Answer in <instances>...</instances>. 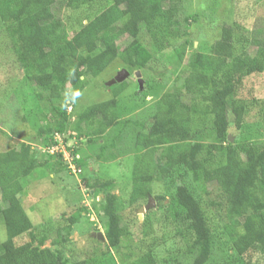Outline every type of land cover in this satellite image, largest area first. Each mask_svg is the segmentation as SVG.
Instances as JSON below:
<instances>
[{"label":"trees","instance_id":"1","mask_svg":"<svg viewBox=\"0 0 264 264\" xmlns=\"http://www.w3.org/2000/svg\"><path fill=\"white\" fill-rule=\"evenodd\" d=\"M183 1L127 0L124 12L115 0H64L63 6L71 10L100 6L97 13L81 23V41L75 43L61 19L60 0H0V21L7 49L18 62L24 79L34 78L35 85L47 92L52 103L49 119L53 124L40 131L43 145L56 144L54 133L64 135L72 123L77 136L64 137V142L77 139L79 146L72 153L79 155L82 147L92 146L90 157L79 155L74 159L80 171H92L84 165L88 159L106 162L131 156L130 204L151 195L163 200L164 196L152 194L151 184L170 178L175 166L182 167L179 177L188 174L200 186L214 183L225 206L224 230L233 254L240 257L256 243L264 248V139L236 144L228 140V130L230 123L241 127L252 104L249 97L240 93L244 79L252 74H261L264 79V43H250L254 54L246 50L235 53L232 28L223 23L209 51L191 49L186 53L190 15L181 16ZM142 29L158 47L171 43L178 59H185L183 67L188 77L182 88L197 92L207 99L206 104L193 106L183 101L178 87L159 95L150 109H142L135 116H122L117 102L127 85L122 80L111 86L112 97L81 107L77 114L73 106L68 114L66 108L73 101L66 103L70 98L64 95L66 84L76 85L82 76L95 77L113 61L121 62L130 73L149 68L151 53L137 37ZM85 85L83 82L78 87L83 89ZM211 114L217 142L204 144L195 138L192 124ZM204 147L207 154L222 151L223 162L208 166L201 156ZM37 153V148L25 142L0 151V218L6 232L5 240L0 242V264H103L104 255L100 253L71 260L64 255L65 249L43 246L44 237L34 235L33 223L21 203L10 201L20 194L39 165ZM46 154L48 158L62 157L59 152L56 156ZM61 163L68 168L65 160ZM89 180L82 178L84 188L94 196L102 194L95 203L103 221L105 241L117 248L122 238L130 234L121 223L117 196L108 190L109 180ZM169 185L166 183V187ZM169 205L179 208L175 228L191 256L190 264H205L211 253L213 232L204 208L184 186L170 196ZM75 219L70 216L62 227L65 237ZM60 231L58 228V236ZM24 233L30 239L15 243V238ZM155 259L152 248H147L134 256L123 255L122 264H155ZM168 264L182 263L175 259Z\"/></svg>","mask_w":264,"mask_h":264},{"label":"rangeland","instance_id":"2","mask_svg":"<svg viewBox=\"0 0 264 264\" xmlns=\"http://www.w3.org/2000/svg\"><path fill=\"white\" fill-rule=\"evenodd\" d=\"M115 1L125 12L127 0ZM59 4L61 19L65 23L70 40L73 43L81 41V23H85L88 17L97 13L100 6L93 4L87 8L71 10L63 6L64 0H60ZM180 14L190 15L187 30L191 45L187 46L186 53L191 49L209 51L223 23L232 28L235 53L246 50L254 54L255 49L249 46L250 43L253 40L264 43V0H184ZM2 29L0 21V151L18 147L21 142L28 143L38 150L36 158L39 165L27 178V184L20 194L10 201L21 203L33 223L34 235L37 238L44 237L43 246L65 249L64 255L71 260L100 253L104 255L103 264H122L123 255L130 253L134 256L152 248L156 258L155 264H168L175 259L182 264H190L191 256L186 252L185 242L175 228V215L179 208L169 205L170 196L183 190L184 186L204 208L212 227L214 244L211 243V253L205 264H264V248L258 243L243 256L235 257L230 238L224 230L225 206L220 190L214 183L200 186L188 174L179 177L183 172L180 166L173 167L170 178L164 182H152V194L164 196L163 200L154 199L151 195L145 200L130 204L128 200L132 188L133 164L131 156H122L106 162L88 159L84 165L89 166L92 171L88 173L85 169L84 172L82 168V172L74 173L61 163L63 160L67 165L71 162L72 155L65 146H79L77 139L69 138L66 145L62 143L58 149L54 148L57 150L53 154L56 156V153L61 151L62 157L48 158L43 152L46 145H43V132L40 131L53 124L49 119L52 103L47 92L41 91L35 85L34 78L24 79L18 62L7 49V39ZM137 37L151 53L149 68L138 69L142 80L141 89L138 88L134 71L129 72L123 79L127 85L118 96L120 114L135 116L142 109H150L153 101L163 92L178 87H181L183 92V101L193 106H204L207 99L200 97L197 92L182 88L188 77L183 67L185 59H178L172 44L167 42L158 47L143 29ZM123 68L121 62L113 61L95 77L82 76L76 85L66 84L64 95L70 96L66 103L73 101V105L66 108L67 113L70 114L73 106L77 114L81 107L112 97L110 88L113 84L109 82ZM83 82L86 85L80 89L78 86ZM240 93L249 97L252 104L248 107L240 128H235L230 123L228 134L231 139L228 140L236 144L245 141L258 143L264 139L263 76H247ZM213 117L214 114H211L207 119L192 124L195 138L204 144L217 142L212 125ZM228 119H232L231 114ZM71 127L72 123L65 130L62 140L64 137L68 138L69 134L77 136ZM221 152L207 154L204 147L201 156L206 159L207 165L212 167L223 162ZM79 155L86 159L90 157L92 146L82 147ZM85 177L89 178V181L95 178L109 180L107 188L117 196L121 223L130 230V234L122 238L117 248L110 246L105 240L94 239L93 234L98 231L103 233L104 229L102 218L97 212L98 203H95L100 200L102 194L94 196L92 192L89 193L82 182ZM168 182L170 185L166 187ZM149 198L152 199V204L143 212H139L141 206L150 204ZM1 204L3 203L0 200ZM72 215L76 219L69 236L65 237L62 227ZM58 228L61 229L60 236L57 235ZM252 234L257 237L255 230H252ZM5 238V227L0 218V242ZM29 239V235L24 233L15 238V243L20 244ZM55 240L57 244H54ZM118 248L120 250H117Z\"/></svg>","mask_w":264,"mask_h":264},{"label":"water","instance_id":"3","mask_svg":"<svg viewBox=\"0 0 264 264\" xmlns=\"http://www.w3.org/2000/svg\"><path fill=\"white\" fill-rule=\"evenodd\" d=\"M128 75H129V72H128L126 69L123 68V69L119 70V71L115 74V76L110 80L109 84H115V83L121 82V81H122L123 79H125ZM134 75H135V77L137 78L138 88L141 89V87H142V80H141V78L139 77V76H140V72L137 70V71L134 72ZM228 139H231L230 136H229V134H228ZM148 203H150V204H147L145 207L141 206V207L139 208V212H143V211L145 210V208H147L149 205L152 204V199H151V198H149ZM139 215H141V214H139ZM93 236H95V237H96L97 239H99V240H102V241L105 240V238H104V236H103V233H102L101 231L95 232V233L93 234Z\"/></svg>","mask_w":264,"mask_h":264},{"label":"built area","instance_id":"4","mask_svg":"<svg viewBox=\"0 0 264 264\" xmlns=\"http://www.w3.org/2000/svg\"><path fill=\"white\" fill-rule=\"evenodd\" d=\"M70 107V106H69ZM62 135V136H61ZM62 137H63V134L61 133H54V140L56 141V144L54 145H51V146H46V150L42 149L43 152L45 153H49V154H53L55 153L54 151H56L58 149V147L64 143V145H66L67 142H64V139L62 140ZM73 140H75V138H72ZM67 147V148H66ZM78 147V145H75V146H72V147H68V146H65L66 149L70 148L69 151H70V154L72 155L71 157V162H69L70 164H68V168L76 173V172H80V168L76 166V164L74 163V159L78 158L79 155L78 154H73L72 153V149L73 148H76ZM54 148H57V149H54ZM65 151V150H64ZM59 153H62L61 151H59Z\"/></svg>","mask_w":264,"mask_h":264}]
</instances>
